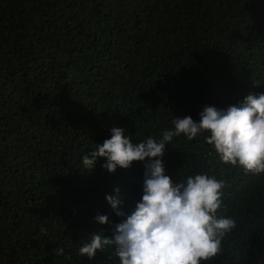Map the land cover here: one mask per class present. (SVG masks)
Returning <instances> with one entry per match:
<instances>
[{
	"label": "trees",
	"instance_id": "16d2710c",
	"mask_svg": "<svg viewBox=\"0 0 264 264\" xmlns=\"http://www.w3.org/2000/svg\"><path fill=\"white\" fill-rule=\"evenodd\" d=\"M264 92V0H0V264H118L77 249L142 195L144 163L109 172L83 155L122 127L159 138L174 116L199 120ZM168 174L225 181L236 221L202 264H264V175L222 164L203 137L165 147Z\"/></svg>",
	"mask_w": 264,
	"mask_h": 264
},
{
	"label": "clouds",
	"instance_id": "9594fccd",
	"mask_svg": "<svg viewBox=\"0 0 264 264\" xmlns=\"http://www.w3.org/2000/svg\"><path fill=\"white\" fill-rule=\"evenodd\" d=\"M200 119L174 116L171 127L159 138L151 135L133 140L122 127L113 126L103 143L83 155L82 167L91 171L98 158L109 172L144 163L142 195L130 213L119 196L106 194L115 215L97 214L100 224H110L111 235L101 229L77 249L79 256L93 258L97 250L111 249L118 264H202L224 251L225 238L235 229L230 215L220 214L225 181L205 171L181 175L178 181L166 174L165 147L174 138L188 141L203 137L222 164L237 167L246 175H264V92L248 93L227 108L205 105Z\"/></svg>",
	"mask_w": 264,
	"mask_h": 264
}]
</instances>
